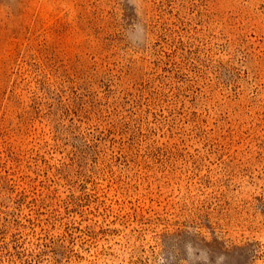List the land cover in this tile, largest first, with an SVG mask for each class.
I'll return each instance as SVG.
<instances>
[{
	"label": "rangeland",
	"instance_id": "1",
	"mask_svg": "<svg viewBox=\"0 0 264 264\" xmlns=\"http://www.w3.org/2000/svg\"><path fill=\"white\" fill-rule=\"evenodd\" d=\"M0 264H264V0H0Z\"/></svg>",
	"mask_w": 264,
	"mask_h": 264
}]
</instances>
